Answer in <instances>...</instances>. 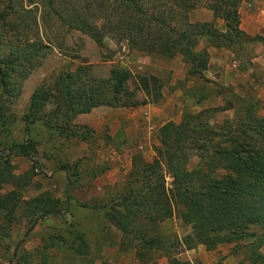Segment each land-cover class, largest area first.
<instances>
[{
	"label": "rangeland",
	"instance_id": "rangeland-1",
	"mask_svg": "<svg viewBox=\"0 0 264 264\" xmlns=\"http://www.w3.org/2000/svg\"><path fill=\"white\" fill-rule=\"evenodd\" d=\"M99 1L0 0V18H6L0 21V61L14 59V55L29 58L15 67L10 75L12 93L2 96L0 102L4 104L0 111V150L9 152L12 144L33 139L38 153L31 158L13 155L14 172L30 174L34 159L42 167L31 185L18 191L22 196L14 209L22 199L28 202L43 192L61 200L60 211L43 218L29 235L27 203L17 217L21 222L11 225L12 216L7 217L13 212L11 203L0 210V264L249 262L245 244L252 236L208 250L202 243L192 247L184 242L192 225L178 214L153 221L156 212L147 211L146 216L142 211L134 219L129 217L126 233L113 214L122 209L129 189L137 191L145 185V177L134 173V157L141 162L162 160L166 186L171 187L173 176L158 152L163 124L179 123L191 115L194 124L208 123L227 130L234 126L236 112L248 104L258 115H264V0H239L236 10L243 32L239 39L236 33L231 48H217L207 35L196 32L200 30L193 24L204 21H213L222 31L227 29L223 19L214 20L207 0H200L184 18L172 0H144L148 12L164 11L175 26L196 34L194 49L206 50L209 56L204 77L191 74L192 63L182 52L161 57L132 47L121 32L119 20L98 6ZM171 10L175 11L173 18ZM89 25L96 26L100 36L95 38V32L88 31ZM81 65H91L93 77L106 76L118 65L133 73L155 75L163 95L156 102L139 106L103 103L74 117L64 110L56 113L53 96L40 108L31 106L36 87H54L58 77L66 71L75 73ZM130 87H135L133 81ZM138 97L145 98L144 92L138 91ZM199 157L195 154L188 167H196ZM62 164L72 166L71 184ZM14 188L11 183L3 184L0 194L16 196ZM78 233L86 239L85 252L78 250ZM152 238L155 245L150 248L147 243V249L143 242ZM260 249L264 252V244Z\"/></svg>",
	"mask_w": 264,
	"mask_h": 264
},
{
	"label": "trees",
	"instance_id": "trees-1",
	"mask_svg": "<svg viewBox=\"0 0 264 264\" xmlns=\"http://www.w3.org/2000/svg\"><path fill=\"white\" fill-rule=\"evenodd\" d=\"M172 1L182 10L183 18L200 3V0ZM207 1L214 20L223 19L227 29L222 31L213 21H204L193 24L200 30L196 32L207 35L217 48H231L236 33L238 38L243 32L236 10L239 0ZM98 4L119 20L121 32L128 37L132 47L161 57L182 52L192 63L191 74L204 77L209 63L207 51L195 50L196 34L175 26L167 20L164 11H159V14L148 12L144 0H100ZM173 10L170 11L172 18L176 11ZM1 17L0 21L6 20L4 15ZM167 21L168 25L165 24ZM88 28L92 34L95 32V38L100 36L96 26L89 25ZM26 58L14 55V59L0 61V102L2 96L9 97L12 93L10 75ZM91 71V65H81L75 73L66 71L58 77L54 87L45 84L36 87L31 95V106L40 108L53 96L56 113L64 110L66 115L68 112L74 117L78 113H89L103 103L139 106L156 102L163 95L162 84L155 75L133 73L120 65L112 67L106 76L93 77ZM130 81L134 82V88L130 87ZM140 90L145 94L142 100L138 97ZM3 107L4 104H0L1 113ZM236 115L234 126L227 130L216 129L208 123L194 124L191 115L179 123L170 121L162 125L159 141L160 147L165 150L159 147L158 152L173 176L171 187L166 186L162 160L156 158L153 162H141L134 157V173L137 177L138 174L145 177L146 182L137 191L134 188L128 190L122 201L125 212L117 209L113 214L114 221L125 233L126 225L130 224L129 217L134 219L142 211L146 216L149 215L147 211L156 212L153 221H164L178 214L192 225V231L184 240L189 246L202 243L208 250H214L220 243H233L252 236L253 239L245 244L249 262L244 264H264V252L260 249L264 244V115H258L252 104L244 105ZM216 138L219 139L214 144ZM9 149V152L0 150V189L3 184L11 183L16 196L0 194V210L8 208L11 203L13 212L7 216H12L11 225L12 222H21V218L17 217L24 207L23 203H27L26 213L30 218L26 235H29L41 216L60 211L61 200L43 192L34 195L28 202L22 199L14 209L22 196L18 191L31 185L34 174L39 173L42 167L34 159V169L30 174L17 175L14 172L12 156L33 157L38 153L35 140L14 143ZM195 154L200 156L198 165L189 168L188 162ZM61 169L67 173L68 183L71 184L72 166L62 164ZM219 169L224 172H218ZM78 234V250L85 252L86 239L83 234ZM154 241L153 238L144 240L143 245L147 248L148 243L151 248L155 245ZM158 242L162 243V239Z\"/></svg>",
	"mask_w": 264,
	"mask_h": 264
},
{
	"label": "crops",
	"instance_id": "crops-1",
	"mask_svg": "<svg viewBox=\"0 0 264 264\" xmlns=\"http://www.w3.org/2000/svg\"><path fill=\"white\" fill-rule=\"evenodd\" d=\"M222 48H224V47H222ZM226 48V47H225ZM220 54H223L222 52L220 53ZM221 60H222V58H220ZM224 63V60H222L221 62H219V64H221V65H223V63ZM235 63V62H234ZM218 64V65H219ZM259 66V68H261V66L260 65H258ZM54 214V213H53ZM50 214H47V215H43V216H41L40 218H39V220L37 221V223L35 224V226H34V228L37 226V225H39V223L41 222V220L43 219V218H47L48 216H49ZM56 215V214H55ZM28 225H27V228H26V230L28 229ZM34 228L32 229V231L34 230ZM32 231L30 232V233H32Z\"/></svg>",
	"mask_w": 264,
	"mask_h": 264
}]
</instances>
